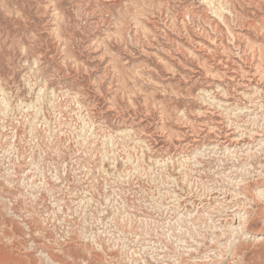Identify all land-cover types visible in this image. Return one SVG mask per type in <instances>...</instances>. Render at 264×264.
Here are the masks:
<instances>
[{
    "label": "rangeland",
    "instance_id": "rangeland-1",
    "mask_svg": "<svg viewBox=\"0 0 264 264\" xmlns=\"http://www.w3.org/2000/svg\"><path fill=\"white\" fill-rule=\"evenodd\" d=\"M262 59L264 0H0V264H43L34 243L60 264H137L124 257L151 253L144 249L158 231L203 233L205 224L177 222L224 202L210 188L237 179L229 168L238 163L236 146L264 140L251 123L238 140L243 127L229 121L241 108L256 110L248 98L256 91L264 104ZM203 89L224 104L206 103ZM212 147L208 168L191 172L188 158ZM218 167L222 173L209 172ZM251 171L243 177L253 183ZM202 192L211 195L203 200ZM262 203L251 208L255 233L237 234L236 243L227 232L240 226L234 212L208 213L225 217L226 233L218 244L201 239L198 250L232 244L214 250L227 254L218 264H264V239L256 241L264 237ZM158 242L175 251L166 237Z\"/></svg>",
    "mask_w": 264,
    "mask_h": 264
},
{
    "label": "bare ground",
    "instance_id": "bare-ground-1",
    "mask_svg": "<svg viewBox=\"0 0 264 264\" xmlns=\"http://www.w3.org/2000/svg\"><path fill=\"white\" fill-rule=\"evenodd\" d=\"M215 12H217V11H215ZM218 13V12H217ZM24 56L27 54V48L26 47H24L23 49H22V52H21ZM263 53H261V55H262ZM40 58H41V56H37L35 59H34V61L37 63V65H39L40 66ZM27 61L28 60H26L25 62L27 63ZM24 62V63H25ZM28 64V63H27ZM26 65V64H25ZM29 65V64H28ZM263 68H264V59H262L261 60V64H260ZM43 67V66H42ZM45 68V67H44ZM31 70H33V68H31ZM39 73H42V68L41 69H39V71H38ZM263 74H264V72H263ZM2 78V77H1ZM0 78V82L2 83L3 82V79H1ZM25 79H27V78H25ZM51 81H52V79L51 78H47V84H51ZM54 81V80H53ZM52 81V82H53ZM6 82V81H5ZM3 86V88H4V84H2ZM2 87H1V90H3L2 89ZM2 92V91H1ZM70 92V91H69ZM203 93V99H204V101L207 103V99H208V101L209 100H211V98L213 97V96H211V93H207L208 91L207 90H205V89H203V91H202ZM77 95H79L78 96V98H76L75 97V99H76V102H78L77 104L79 105V106H81V107H83V106H85L87 109H89L88 108V104H83V101H82V97L84 98V95L83 94H80V92H77ZM226 95V94H225ZM4 96H6V94L4 95ZM209 96V97H208ZM226 96H228V93H227V95ZM259 96V92L258 91H256L255 93H252V94H250V95H248V98H249V102L251 103L250 104V107L252 108L253 106H256L255 108H256V110L254 109V110H252V111H250L249 112V110H245L244 108H241V110L239 111H237L236 113H232V114H230V116H229V121L231 122V124H237V126H239V125H242V127L243 126H246L247 127V123H251V124H255L256 126H260L263 130H264V113H261V111L262 110H264L263 108H264V104H260V105H257L256 103H258L259 101L256 99L257 97ZM14 97V96H13ZM5 98H7V97H5ZM4 98V99H5ZM48 98H49V96H48ZM247 98V97H246ZM8 99V98H7ZM22 99V98H21ZM81 99V100H80ZM1 100V99H0ZM11 100V99H10ZM212 101V100H211ZM24 102V101H23ZM212 102H214V100L212 101ZM219 102H222V100H219V101H217V102H214L215 104H217V106L220 104ZM12 103V102H11ZM10 103V104H11ZM24 103H26V102H24ZM205 103V104H206ZM4 104V103H3ZM8 104V103H7ZM52 104V105H51ZM222 104H224L223 102L221 103V105ZM0 105H1V103H0ZM5 105V104H4ZM49 105H51L52 107H54L55 105H57V107H59V105H58V102H54V100L52 99V98H49ZM4 107V106H3ZM216 107V106H215ZM6 108V107H5ZM10 108V107H9ZM250 108V109H251ZM257 109H259V111H257ZM6 110V109H5ZM109 110V109H108ZM245 110V111H244ZM261 110V111H260ZM5 112V111H4ZM89 114H91L90 112H88ZM259 113H261V114H259ZM4 114H6V113H4ZM183 114V113H182ZM249 114H251V115H249ZM179 115V114H178ZM178 115H177V117H178ZM182 116H185V114L184 115H182ZM90 117H91V115H90ZM176 117V116H175ZM233 117V118H232ZM92 118V117H91ZM180 118V117H179ZM183 120H185L184 118H182ZM92 120V119H91ZM180 121H181V119H180ZM187 121V120H186ZM189 122V121H188ZM178 123H179V121H178ZM94 124V123H93ZM93 126V125H92ZM240 127V126H239ZM246 127H243L241 130H240V137H238V140H241V139H243V137L242 136H244L245 134H250V132H252V130H249V131H247V128ZM130 131H132V130H130L129 128H124L123 130H121V132L124 134L125 132L127 133V134H130L129 132ZM174 135V134H173ZM237 148L235 149L237 152V160H238V163H237V165H232L231 167H229V168H231L232 169V167L233 166H235L236 167V170L234 169L233 171H236V175L234 174V176H236L237 177V179L235 180V181H233V180H231V182H232V185H231V182H230V184H228V185H220V186H213V187H211L210 188V190H211V192L214 190V189H216L217 191H218V193L220 192V194L219 195H221L222 196V198H226V200H227V198L229 197L230 198V200L233 202L234 200H237L238 199V202H236V209H231L230 210V206H229V204H230V202L229 203H227V201L226 200H224V202L226 203V204H224V202L223 201H221L220 199H218L217 198V200L215 201V204L213 205V203L211 202V203H207L206 205H208L207 207H206V209H207V211H206V213L205 214H196L195 216H193V215H191L189 218H187L186 217V219H183V220H181V221H178L177 223H180V222H187V223H185V224H197L198 225V228H200V227H203V224H205L204 225V227L206 228L205 230H204V232L203 233H201L200 231H195V233H193V234H185L183 237H182V233H179L180 232V230H182V229H178V227H172V226H169V230H172V231H168V234H167V232L166 231H161V233H159V231L157 232V234H159V235H161V237L160 238H158V240L157 241H155L156 243L155 244H153V246H152V248H149V249H144L145 251H150L151 253H149V254H147V253H143L141 250L139 251V252H137V251H135V252H131L130 253V255L128 256V257H124V260H125V262L126 261H128V262H130V261H135L137 264H154L155 262H157V263H159V261H161V262H163V264L164 263H167V264H170V262L168 263V259L169 258H173L174 259V262H175V264H218V263H223L224 261V259L223 260H221L220 258L222 257V258H224L225 257V255H227V254H219V253H217V252H214V250H217V251H220V250H218V248L219 247H222V250L220 251V252H222L223 251V248H225L224 249V251L226 250V253H227V251H228V249L229 248H231L232 247V244L230 245V247H229V245L228 246H215V245H212V242H211V244H209V245H206L207 244V242L203 245V244H201V249L200 250H198V246H200L199 244V242H200V240L201 239H203V240H207V238H208V236L210 235V237L211 236H213L214 238H215V240L213 241V239L214 238H212L211 239V241H213V243L214 244H218V243H220L222 240H224L223 239V237H224V235L223 234H225L226 232H223L222 231V227L221 226H224L225 224H223V218H225L226 216L225 215H228L227 213L226 214H224L225 212H230V211H232V212H234V215L235 216H237V219L239 220V222H240V226H236V225H231V229L230 230H228L227 232L228 233H230L231 235V238L229 239V241H230V243L231 242H234V243H236L237 241H235L236 240V236H237V234H245L246 236H244V238H247L248 237V234L250 233V234H253V233H255V231L253 232L252 230L253 229H250V227H249V223H250V219L252 218V216H253V203L255 204H261V201L263 200V203L262 204H264V140H262L261 142H258L257 144H248L247 145V147L245 148L243 145L242 146H236ZM215 147H212V148H210V151H207L204 155H205V157H200V156H202L201 154L202 153H198L199 155H197V156H195V157H192V158H188V159H190V161L191 162H195V164H193V166H192V169H191V172H194L195 170L193 169V168H197V167H207L208 168V166H209V164H210V162H209V159L208 158H211V156L213 155H211V156H208L207 154H210V152L212 151V149H214ZM205 150H207V149H205ZM215 150V149H214ZM235 150H234V152H235ZM223 153V152H222ZM226 153V152H225ZM224 153V154H225ZM240 154H242V155H240ZM229 155H230V157H231V154H228L227 156V158H229ZM235 155V156H236ZM214 156V155H213ZM219 156V155H218ZM239 156H246V158H245V160L248 162V163H250V166H251V162H250V160L249 159H253L254 160V158H255V161H256V164L258 165H260L259 167H256V166H254V165H252L251 167H253V169H251L250 167H247L246 165L248 164L246 161L245 162H242V160H241V162H240V160H239ZM216 158H217V156H216ZM220 158V157H219ZM226 158V157H225ZM225 158H223V161H224V159ZM232 158V157H231ZM233 158H236V157H234L233 156ZM214 159V158H213ZM221 159V158H220ZM251 159V160H252ZM227 160V159H226ZM229 160V159H228ZM190 161H189V163H190ZM217 161V160H216ZM220 161H222V160H220ZM234 161V160H233ZM244 161V160H243ZM185 162V161H184ZM227 162V161H226ZM235 162H237V161H235ZM253 162V161H252ZM211 163H212V161H211ZM222 163V162H221ZM219 164V163H216L215 162V164H213V166H215L216 167V164H218V166L219 165H222V164ZM230 163V162H229ZM255 163V162H254ZM224 165H226V164H224ZM183 167H185L184 166V164H183ZM221 167H223V165L221 166ZM263 168L262 170H259L258 168ZM186 168V167H185ZM223 169V168H222ZM210 170V171H209ZM209 170L207 169V170H205V171H209V172H211V170L212 171H214L213 173H215V172H218V173H222L221 171H220V168L218 167V169L216 170V169H211V168H209ZM251 170H254L255 171V173H256V175L255 176H258V179H257V181L256 182H251V181H247L246 179H247V177H243L244 175H247V174H250V173H252L253 171H251ZM197 171H198V168H197ZM196 171V172H197ZM232 171V170H231ZM200 172V171H199ZM228 172V171H227ZM202 173V172H201ZM201 173H200V175H201ZM229 173V172H228ZM199 174V173H198ZM210 174H212V173H210ZM254 174V173H253ZM214 175V174H213ZM212 175V176H213ZM223 175V174H222ZM233 175V174H232ZM251 175V174H250ZM190 176V175H189ZM189 176H188V173L185 171V172H183V182L185 181V180H187L188 178H189ZM216 176V175H215ZM214 176V177H215ZM223 176H225L226 177V175H223ZM254 176V177H255ZM191 177V176H190ZM222 177V176H221ZM225 177H223V181H225L224 180V178ZM249 177V176H248ZM196 178V177H195ZM209 178H211L210 176H209ZM213 178V177H212ZM215 178H217V177H215ZM222 179V178H221ZM190 180V179H189ZM197 180V179H196ZM210 180V179H209ZM215 180V179H214ZM220 180V179H219ZM255 180V179H254ZM193 181H194V178H193ZM221 181V180H220ZM229 181V180H228ZM245 181V182H244ZM201 182H202V180H201ZM199 183H200V181H199ZM214 183H216V181L214 182ZM222 183V182H221ZM213 184V183H212ZM217 184H219V183H217ZM226 184V183H225ZM187 185V184H186ZM211 186V185H210ZM209 186V187H210ZM193 187V186H192ZM206 187V186H205ZM247 188H251L252 190H250L251 192H250V194L248 193V191H247ZM256 188H258V189H256ZM30 189V188H29ZM28 189V190H29ZM254 189H256V193H255V191H254ZM195 190H196V188H195ZM199 190V189H198ZM201 190V189H200ZM207 190V189H206ZM216 190H215V192H216ZM204 191H205V189H204ZM209 191V190H208ZM254 191V192H253ZM32 192H33V189H32ZM211 192H209V193H201L199 196L204 200V199H207V197H209L211 194ZM214 193V192H213ZM241 193H245L244 195V197L245 198H243V199H239V197L241 198ZM213 195V194H212ZM218 195V196H219ZM246 195H248V196H246ZM1 196V195H0ZM236 197H238L237 199H234V198H236ZM216 198V197H215ZM214 198V199H215ZM220 198V197H219ZM246 199H248L247 201H248V203L250 204L251 203V201H253V203L251 204V207L249 208V207H245V205H244V207L242 206L243 205V201H246ZM250 199H251V201H250ZM220 200V201H219ZM201 203V202H200ZM234 203V202H233ZM204 204V203H203ZM245 204V203H244ZM181 205V204H180ZM179 205V206H180ZM241 207V208H240ZM262 207H264V205L262 206ZM5 208V207H4ZM235 208V207H234ZM251 208L253 209V210H251ZM241 209H245L244 211L245 212H242L241 211ZM216 210V211H215ZM256 210H258V209H256ZM189 211V210H188ZM198 211H200V210H198ZM212 212H219V213H217V214H219L220 216L221 215H223V216H225V217H215V216H210L208 213H211L212 214ZM215 214V213H214ZM213 214V215H214ZM233 214V213H232ZM203 216V217H202ZM254 217V216H253ZM217 218V219H216ZM178 220V219H177ZM219 220H221V222H218ZM235 220V219H234ZM224 221H225V219H224ZM262 222H264V219L262 220ZM173 223V222H172ZM171 223V224H172ZM170 224V225H171ZM173 224H175V222L173 223ZM228 224V223H227ZM263 225V224H262ZM141 226V225H140ZM140 226H137L138 228L140 227ZM190 228H192V227H190ZM195 229L197 228V227H194ZM208 228H211L212 230H210L211 232H208ZM194 229V230H195ZM147 230V229H146ZM225 230V229H224ZM132 231H133V229H132ZM138 231V230H137ZM221 231V232H220ZM82 233V232H81ZM210 233V234H209ZM211 233H213V234H211ZM215 233V234H214ZM84 234V233H83ZM150 235L151 234V232L149 231V230H147V231H145V229L143 228L142 229V235ZM221 235H223V236H221ZM162 237H166L167 238V240H168V242L173 246L174 245V249H175V251H171L170 252V250L168 251V252H166V251H164L165 250V247H160L159 246V240H161V238ZM232 237H234L233 239H232ZM251 238H252V236H250ZM256 237V236H255ZM253 238L254 240L257 238V242L258 241H261V240H263L264 239V237L263 236H258V237H256V238ZM12 238V237H11ZM182 238H185V240H183ZM138 239H140V237L138 238ZM189 239H192V240H190V241H192V242H194L193 244H191V246H193V247H195V248H189L188 250L186 249V247L185 246H187L188 245V243L190 242L189 241ZM228 240V239H227ZM188 242V243H187ZM187 243V244H186ZM241 243V242H240ZM202 245L203 246H208V247H212L209 251L208 250H206L205 252H203L202 251ZM207 247V248H208ZM173 248V247H172ZM158 249H160V250H162V253L161 252H158L157 250ZM197 249V251H195ZM220 249V248H219ZM59 250H61V249H59ZM204 250V249H203ZM231 250V249H230ZM238 250V248H236L235 249V252H234V254H233V256L234 255H236V251ZM62 251V250H61ZM63 253V252H62ZM88 254H90V253H88ZM150 254H152V255H150ZM161 254H163V256H160ZM65 255V254H64ZM91 256V255H90ZM89 256V257H90ZM213 256V257H212ZM218 257V258H214V257ZM53 257V256H52ZM220 257V258H219ZM70 258H71V256H70ZM191 258V259H190ZM234 258V257H233ZM237 258V257H236ZM71 260V259H70ZM192 260V261H191ZM123 264V263H122Z\"/></svg>",
    "mask_w": 264,
    "mask_h": 264
},
{
    "label": "built area",
    "instance_id": "built-area-1",
    "mask_svg": "<svg viewBox=\"0 0 264 264\" xmlns=\"http://www.w3.org/2000/svg\"><path fill=\"white\" fill-rule=\"evenodd\" d=\"M24 224H27V223H24ZM33 249H36L37 253L42 257V259L44 260L43 264H60L52 259L51 257L52 255L50 252L43 250L42 248H38V246L35 243H34Z\"/></svg>",
    "mask_w": 264,
    "mask_h": 264
}]
</instances>
